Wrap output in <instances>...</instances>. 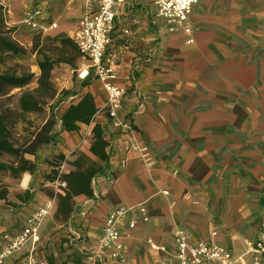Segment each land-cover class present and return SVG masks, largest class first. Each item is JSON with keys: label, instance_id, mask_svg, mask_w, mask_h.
Masks as SVG:
<instances>
[{"label": "crops", "instance_id": "crops-1", "mask_svg": "<svg viewBox=\"0 0 264 264\" xmlns=\"http://www.w3.org/2000/svg\"><path fill=\"white\" fill-rule=\"evenodd\" d=\"M190 22L193 42L154 0H130L116 17L114 42L127 44L116 82L127 88L129 125L100 111L106 92L98 79L83 87L99 112L81 127L103 125L109 161L92 180L94 195L75 197L72 214L87 212L96 239L109 211L145 206L148 223L122 224L127 264H160L159 245L171 248L180 229L194 241L217 230L242 256L264 216V0H199ZM31 179L21 185L36 195Z\"/></svg>", "mask_w": 264, "mask_h": 264}, {"label": "built area", "instance_id": "built-area-1", "mask_svg": "<svg viewBox=\"0 0 264 264\" xmlns=\"http://www.w3.org/2000/svg\"><path fill=\"white\" fill-rule=\"evenodd\" d=\"M154 2L159 15L182 27L189 35L187 42H193L190 16L199 0ZM129 3L130 0H85L77 29L70 35L88 62L83 77L92 73L106 92L100 111L112 119L116 126L129 125L122 117L127 88L116 82L127 44H116L113 31L116 17ZM22 22L42 34L58 27L57 22L46 21L41 9L27 12ZM59 186V190L63 191L67 186L66 181L59 182ZM55 208L56 200L51 198L36 211L20 218L17 224L1 232L0 264H49L48 255L41 249L40 241L43 222L55 212ZM86 218L87 212L83 210L71 215L64 229V246L81 254L90 264H127L129 251L122 224L132 230L140 223L150 221L145 206L122 205L109 211L102 234L93 239L85 228ZM258 230L255 239L248 241L245 254L236 257L231 248L216 239L219 234L217 230L211 233L209 240L194 241L188 232L180 229L176 232L171 248L165 244L159 245L158 250L164 253L160 264H264V216Z\"/></svg>", "mask_w": 264, "mask_h": 264}, {"label": "rangeland", "instance_id": "rangeland-1", "mask_svg": "<svg viewBox=\"0 0 264 264\" xmlns=\"http://www.w3.org/2000/svg\"><path fill=\"white\" fill-rule=\"evenodd\" d=\"M0 2L6 7L9 28L14 29L13 38L28 49L25 56H7L0 66V70H13L18 74L24 70L34 72L36 75L35 80L25 88L34 89L38 85L37 77L40 74L37 65V54L32 50L34 40L38 37L42 39L54 37L59 33H65L70 37L71 31L76 29L83 2L82 0H0ZM36 9L42 10V16L48 23L57 22L58 27L42 34L24 25L22 20L26 13ZM87 64V60L78 51L74 65L65 62L57 65L52 72L53 82L57 88L56 97L48 104H44L41 112L27 114L24 121L14 126V142L19 145L25 143L41 127L52 110L57 120L53 130L56 134V141L43 146L36 156L26 155L27 158L37 163V170L34 173L26 172L19 178L13 177L8 172L0 174V180L7 186L9 191L8 201L0 199V234L17 224L20 218L36 211L49 198L55 199L58 204L57 195L68 189L67 185L63 191H60L59 182L65 181L64 175L76 170L73 162L78 156H91L89 150L93 141L92 128L84 126L81 127L82 131L68 133L63 130L60 119L70 104L77 103L83 95L81 75L86 70ZM91 75L90 82L92 84L96 79L92 73ZM13 93L18 95L20 89H15ZM12 103L17 106V98H14ZM8 159V156L0 157V160L7 161ZM25 175L24 184L27 183L28 179H31L33 185H36L37 191L36 195L34 194L35 198L33 197L30 202L21 203L16 195L28 189L21 185ZM65 222V218L58 217L57 212H55L46 217L42 225L41 249L54 257L55 264H62L73 251L63 245L64 238L59 234L65 229Z\"/></svg>", "mask_w": 264, "mask_h": 264}, {"label": "trees", "instance_id": "trees-1", "mask_svg": "<svg viewBox=\"0 0 264 264\" xmlns=\"http://www.w3.org/2000/svg\"><path fill=\"white\" fill-rule=\"evenodd\" d=\"M13 30L8 26L6 7L0 2V66L7 56H25L28 53V49L13 38ZM32 50L37 54V65L40 69L38 85L34 89H25L35 80L34 72L24 70L18 74L13 70H0V157H9L7 161L0 160V174L8 172L17 178L26 172L34 173L37 170V163L26 155L36 156L43 146L56 141L53 130L57 120L51 110L50 116L41 127L20 145L14 142L13 128L17 123L24 121L27 114L41 112L44 104H48L56 97L57 88L53 82L52 72L62 62L74 65L79 51L74 40L65 33L45 39L38 37L33 42ZM80 55L82 56L81 52ZM90 80L91 74L84 78L82 87L90 85ZM15 89H20L18 95L13 93ZM14 98H17V106L12 103ZM98 112L93 94L87 92L77 103L70 104L62 114L60 118L62 128L67 132L79 131L82 124H92ZM108 145L104 138L103 125L96 122L90 149L96 160L88 155L78 156L73 162L76 170L64 175L68 189L57 195V216L65 218L66 222L75 209L76 196L94 195L92 180L104 173L107 168L105 164L109 161ZM8 194L7 186L0 180V199L8 201ZM16 197L21 203H28L34 194L27 189L17 193ZM48 261L49 264H55L53 256L48 255ZM62 264H85L84 257L72 251Z\"/></svg>", "mask_w": 264, "mask_h": 264}, {"label": "bare ground", "instance_id": "bare-ground-1", "mask_svg": "<svg viewBox=\"0 0 264 264\" xmlns=\"http://www.w3.org/2000/svg\"><path fill=\"white\" fill-rule=\"evenodd\" d=\"M83 75H86V72H84V74Z\"/></svg>", "mask_w": 264, "mask_h": 264}]
</instances>
